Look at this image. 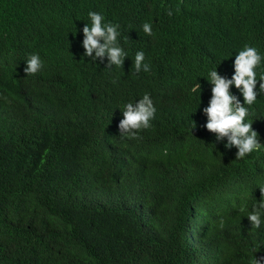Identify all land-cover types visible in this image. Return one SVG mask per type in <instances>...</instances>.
<instances>
[{
    "label": "trees",
    "instance_id": "16d2710c",
    "mask_svg": "<svg viewBox=\"0 0 264 264\" xmlns=\"http://www.w3.org/2000/svg\"><path fill=\"white\" fill-rule=\"evenodd\" d=\"M90 11L119 24L123 66L83 55ZM245 45L264 55V0H0V264L264 258V223L246 217L262 198L264 151L238 160L204 127L212 86L201 76L218 67L230 79ZM138 51L149 72L136 73ZM32 54L43 67L26 76ZM146 93L151 127L120 136L123 105Z\"/></svg>",
    "mask_w": 264,
    "mask_h": 264
},
{
    "label": "clouds",
    "instance_id": "9594fccd",
    "mask_svg": "<svg viewBox=\"0 0 264 264\" xmlns=\"http://www.w3.org/2000/svg\"><path fill=\"white\" fill-rule=\"evenodd\" d=\"M88 18L90 23H85V26L82 23L84 35L82 47L85 49L83 55L90 57L94 62L98 60L103 62L107 57V68L123 66L127 53L119 45L118 38L121 36L119 24L106 21L104 15L94 11L88 13ZM143 32L151 36L152 25L145 23ZM144 61V52H136V73L150 71L149 64ZM24 63L26 76L38 73L43 67L38 54H32ZM233 69L230 79L222 77L218 67L208 70L206 76H201L212 86L211 99L208 106L203 109L207 117L204 127L216 134L215 143L227 138L224 148L230 150L235 147L236 159L243 160L253 152L264 151V144L260 142V136L256 131L264 128V55H261L257 48L245 45L243 50L235 54ZM201 77H198L197 82L190 88V93L199 101L198 109L202 103V87L199 83ZM69 84H64L63 87L68 88ZM45 85L53 86L55 93L60 94L55 78L47 79ZM154 103L153 97L146 93L138 102L136 100L134 103L123 105L122 110L120 109L123 118L117 125L119 135L124 138H136L141 129L150 128V122L155 118L157 111ZM260 114L262 118L259 125L257 121ZM194 128L191 129V134ZM257 186L260 188L262 198L246 217L252 227L259 229L264 223V184ZM254 264H264V258H255Z\"/></svg>",
    "mask_w": 264,
    "mask_h": 264
},
{
    "label": "bare ground",
    "instance_id": "6f19581e",
    "mask_svg": "<svg viewBox=\"0 0 264 264\" xmlns=\"http://www.w3.org/2000/svg\"><path fill=\"white\" fill-rule=\"evenodd\" d=\"M117 12V11H116Z\"/></svg>",
    "mask_w": 264,
    "mask_h": 264
}]
</instances>
